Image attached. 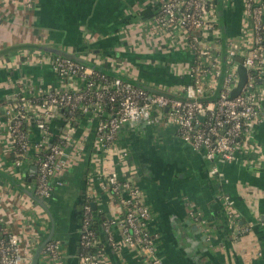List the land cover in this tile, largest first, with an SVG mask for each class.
<instances>
[{
  "label": "crops",
  "instance_id": "obj_1",
  "mask_svg": "<svg viewBox=\"0 0 264 264\" xmlns=\"http://www.w3.org/2000/svg\"><path fill=\"white\" fill-rule=\"evenodd\" d=\"M161 2L33 0L29 7L27 0H0V106L16 99L19 91L36 96L48 89L82 87L78 80L67 83L50 63L29 62L26 51L36 56L40 46L74 54L135 85L185 98L197 54L188 32L155 28ZM213 9L223 57L233 50L241 58L251 27L246 0H215ZM225 68L207 87L205 99L219 96ZM261 109L264 114V100ZM157 114L154 123L122 126L115 167L121 180L143 193L158 257L163 264H264V120L253 134L257 149L241 150L234 161L219 165L222 175H215L212 163L182 139L165 112ZM56 130L68 135L66 164L52 175L62 184L45 202L55 217L54 237L62 245L58 260L42 252L39 264H79L76 243L84 204L95 203L97 212L108 219L121 220L124 211L107 189L103 156L89 117L72 127L61 121ZM29 133L32 140L40 136L35 127ZM12 141L0 122V217L7 231L20 236L23 255L29 256L47 236L50 217L20 188L28 183V162L15 166ZM227 198L236 204L234 227L226 219ZM193 225L202 232L191 230ZM239 226L249 229L239 232ZM100 255L101 264H152V254L128 246L113 248L108 242Z\"/></svg>",
  "mask_w": 264,
  "mask_h": 264
},
{
  "label": "built area",
  "instance_id": "obj_2",
  "mask_svg": "<svg viewBox=\"0 0 264 264\" xmlns=\"http://www.w3.org/2000/svg\"><path fill=\"white\" fill-rule=\"evenodd\" d=\"M32 2L27 0V6L32 7ZM214 2L162 0L155 19V28L160 31L176 28L191 34L189 45L200 57L197 71L195 64L191 70L192 83L185 90V98L151 91L120 77L110 79L94 67L63 55L39 50L35 56L29 49L26 51L29 62L50 63L67 83L78 80L82 84L78 89L66 86L60 91L48 89L36 96L19 91L16 99L0 106V122L5 124L12 136L15 166H20L23 161L28 162L26 189L45 202L62 184L51 178L59 165L66 164L68 135L62 130L50 133L47 123L60 116L63 108H68L71 114L81 109L89 117V123L95 126L96 141L103 156L101 171L106 175L107 189L118 199L124 211L121 220L105 219L102 239L92 228L95 212L92 204L88 201L84 204L78 230L80 248L83 250L78 255L79 264H101L103 257L100 253L106 242L113 248H138L152 254V264H163L155 252L148 226L151 210L145 203L143 193L139 187L121 180L120 171L115 167L118 165L116 141L124 124L138 121L154 123L159 119L157 113L165 112L182 139L212 163L211 174L215 175H222L219 165L234 161L241 150L257 149L253 134L256 126L264 120L261 109L264 100V0H246L251 27L243 47L245 51L240 57L242 66L247 70V81L234 97L231 96L232 87L236 86L239 77L237 54L232 50L226 58L223 57L221 30L214 14ZM203 58L204 62L201 61ZM223 66L226 67L224 88L217 98L205 99L207 87L221 76ZM31 118L33 121L27 131L22 132L23 121L29 122ZM63 124L73 126L67 121H63ZM31 127L40 133L37 140L31 139ZM226 202L230 224L237 226L234 202L229 198ZM239 229V232H246L249 227L239 226ZM20 242V236L7 231L0 217V264H33V253L23 255ZM61 245L62 241L54 237L43 252L58 260Z\"/></svg>",
  "mask_w": 264,
  "mask_h": 264
},
{
  "label": "water",
  "instance_id": "obj_3",
  "mask_svg": "<svg viewBox=\"0 0 264 264\" xmlns=\"http://www.w3.org/2000/svg\"><path fill=\"white\" fill-rule=\"evenodd\" d=\"M39 49L47 51V52H53V53H56L59 55L67 56L70 59H74V60L82 62V63L84 61V60L78 58L76 55L67 53L61 49H57V48H53V47H49V46H40ZM237 61H238L237 72H238L239 77H238V81L236 83V86L233 88V90L231 92L232 97L237 96L241 92L243 86L245 85V83L247 81V70L241 64L242 58H238ZM141 87H143V86H141ZM144 88H147V87H144ZM147 89H149V88H147ZM149 90H151V89H149ZM151 91H156V90L153 89ZM20 188L23 189L25 191V193L28 196H30L34 201H36L42 207V209L45 212H47V214L50 217V230H49L47 236L44 238V240H42V242L37 247V249L34 253V257H33V264H39V258L41 256L44 248L46 247L47 243L50 242L54 238V236L56 234V221H55V217H54L52 211L50 210V208L47 206V204L44 202V200L41 197H39L38 195H36L35 193H33L31 191H28L25 187L23 188L21 185H20ZM235 206H236V204H234V207ZM96 208H97L96 204L94 203L93 209L96 210ZM225 214L227 215V217H226L227 221L230 223L227 210H226ZM82 217H83V213H82L81 218H80V224L82 222ZM191 230H193L196 233L202 232V228H200L198 225L191 226ZM78 237H79V233H78ZM78 237H77V239H78ZM202 239L206 240L207 239L206 235H203ZM76 245H77V243H76ZM114 257H115V255H114ZM114 260L116 261V259H114Z\"/></svg>",
  "mask_w": 264,
  "mask_h": 264
},
{
  "label": "trees",
  "instance_id": "obj_4",
  "mask_svg": "<svg viewBox=\"0 0 264 264\" xmlns=\"http://www.w3.org/2000/svg\"><path fill=\"white\" fill-rule=\"evenodd\" d=\"M199 62H200V60H199V57L197 56V58L195 59V71H197L196 69L199 67ZM83 64L92 66V65H90L89 62H85V61H83ZM94 68L96 70L102 72L106 77H108L110 79L117 77L116 75H113L112 73H110L108 71H105L103 69L96 68V67H94ZM83 117H85V114H84V112H82L81 109H78L74 114H71L69 112L68 108H63V109L60 110V116L56 117L51 122L47 123V127L50 130V133H52L53 130H56L57 128H60L61 121H62V124H63V121H67V123H70L71 125H74L76 123H79L80 120ZM32 121H33L32 118L29 119V122L27 120H24L23 123H22V126H21V131L22 132H26L27 128H28V125ZM54 138L56 140V137H54ZM88 202H90V201H88ZM105 219L106 218H105V216L102 213H98L97 210H95L94 217H93V220H92V228L95 230L96 235L99 236L102 239L104 238V235H105L104 232H103V228H102V224L105 221ZM77 249L80 250L79 253H82L83 250H82V248H80V239H79V237H78V240H77Z\"/></svg>",
  "mask_w": 264,
  "mask_h": 264
},
{
  "label": "flooded vegetation",
  "instance_id": "obj_5",
  "mask_svg": "<svg viewBox=\"0 0 264 264\" xmlns=\"http://www.w3.org/2000/svg\"><path fill=\"white\" fill-rule=\"evenodd\" d=\"M79 252H80V250L77 249V252H76V256H77L76 258L77 259H78Z\"/></svg>",
  "mask_w": 264,
  "mask_h": 264
},
{
  "label": "rangeland",
  "instance_id": "obj_6",
  "mask_svg": "<svg viewBox=\"0 0 264 264\" xmlns=\"http://www.w3.org/2000/svg\"><path fill=\"white\" fill-rule=\"evenodd\" d=\"M19 215V214H18Z\"/></svg>",
  "mask_w": 264,
  "mask_h": 264
}]
</instances>
